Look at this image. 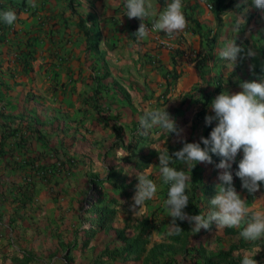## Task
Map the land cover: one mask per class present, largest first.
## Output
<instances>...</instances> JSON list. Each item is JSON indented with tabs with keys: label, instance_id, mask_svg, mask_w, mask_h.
<instances>
[{
	"label": "crops",
	"instance_id": "crops-1",
	"mask_svg": "<svg viewBox=\"0 0 264 264\" xmlns=\"http://www.w3.org/2000/svg\"><path fill=\"white\" fill-rule=\"evenodd\" d=\"M148 2L152 15L145 21L153 23L170 0ZM36 3L33 9L28 0H0V11L13 10L18 17L11 26L0 21V264H95L105 249L98 260L109 264L167 259L206 264L208 257L235 245L234 255L260 248L256 261L263 260L264 239L240 237L251 214L264 211V183L253 194L236 176L243 152L231 169L233 186L251 210L240 227L218 232L213 223L210 230L193 233L187 221L177 220L183 231L169 235L172 218L165 201L170 185L163 182L153 146L171 155L183 143L159 127L143 130L139 120L146 111L166 109L186 142L208 138L216 126L215 121L205 124V117L214 115V98L224 91L240 92L242 81L264 75V15L251 5L247 13L231 5L219 24L209 0H183L184 32L169 38L150 29L148 38L138 41L134 33L142 21L125 15L124 0ZM238 14L246 23L235 32ZM229 40L254 49L256 58L243 59L229 71L219 56ZM201 46L207 59L199 77L195 62ZM220 161L213 155L212 164L198 163L192 171L177 160L170 165L192 177L184 209L189 215L207 217L215 210L210 201L224 171L216 167ZM112 169L118 170L119 182L135 185L137 174L150 170L158 191L144 206L143 231L125 230V241L113 234L109 241L97 237L94 250H69L71 241L85 237L80 217L87 194ZM116 211L115 230L121 232L123 209ZM130 211L126 215L133 217ZM169 245L177 248L174 254Z\"/></svg>",
	"mask_w": 264,
	"mask_h": 264
},
{
	"label": "clouds",
	"instance_id": "clouds-1",
	"mask_svg": "<svg viewBox=\"0 0 264 264\" xmlns=\"http://www.w3.org/2000/svg\"><path fill=\"white\" fill-rule=\"evenodd\" d=\"M28 4L33 9L38 6L36 0H28ZM248 5L249 0H239L237 8L243 7L247 13ZM183 6V0H170L158 19L153 22L152 31L164 32L169 38L184 32L188 27V21ZM251 6L264 15V0H251ZM124 7L127 9L125 15L129 19L138 18L142 21L139 22L140 26L138 23V31L134 33L137 40L147 39L149 29L144 21L152 15L150 12L152 5L148 0H124ZM17 18L13 10L0 11V21L9 26L13 25ZM244 23H246L244 14H238L233 31L239 32L240 26ZM219 56L228 62L227 69L234 71L239 62L246 58L255 59L257 53L252 48L245 49L237 45L236 41L229 40L219 50ZM251 67L254 69L255 65ZM240 88L242 91L237 93L221 92L212 101L210 109L214 115H207L205 124L211 126L215 121L216 126L208 138L203 136L200 138L204 147L201 143L186 142L182 136L184 130L177 126L166 109L146 111L139 120L143 130L159 127L168 134L175 133L178 141L183 143L182 149L171 155L167 148L153 146L159 153V168L163 182L170 185L165 201L168 215L172 218L169 235H179L183 231L177 220L187 221L192 226L193 233H198L201 229L210 230L213 223L220 232L225 228L240 227L242 221L250 214L247 201L241 198L233 186L231 169L232 163L242 151L243 158L236 172V176L242 181V187L254 194L260 189L261 183H264V75L250 81H242ZM213 155L222 158L216 167L224 170L218 176L220 183L216 185L217 194L210 201L215 210L207 217L189 215L184 209L189 204L187 192L192 177L185 170H178L170 165L173 160H177L192 171L198 163L212 164ZM149 175L150 170L137 174L138 184L132 198L133 204L130 205L134 216L144 209L147 201L156 198L157 184ZM240 237L249 242L264 239V211L251 214V221L240 232ZM259 251L260 248H257L254 253H244L241 264H258L254 256Z\"/></svg>",
	"mask_w": 264,
	"mask_h": 264
},
{
	"label": "rangeland",
	"instance_id": "rangeland-1",
	"mask_svg": "<svg viewBox=\"0 0 264 264\" xmlns=\"http://www.w3.org/2000/svg\"><path fill=\"white\" fill-rule=\"evenodd\" d=\"M232 1H233L232 3L233 6L231 10L235 9V5L239 3V0H232ZM250 5H251V0H249L248 7ZM125 161H127L126 158L125 160H123V163ZM117 171L118 170L112 169L107 173V175H105V177L102 176V178H99L98 180L99 185H101L102 187L100 188L99 185L97 184L94 187V189H92L87 194L85 203H84L85 214H84V217H80V221H82L81 224H83V229L80 228V230H86L85 237H84V240L80 242L71 241L69 250L73 251V249H76V248L94 250L97 244H92V243H94V239L97 237L99 238L96 241H99V242L109 241L108 235L113 234L114 239L118 235V238L121 241H125L127 238L125 236V232L127 230L133 229L132 232L138 231V233H141L143 231V224L145 221V216H144L145 213L143 212V210L137 216L132 217L130 216V214L128 216L126 215L127 211H130V209H127V207L130 206L128 205V203L132 201V204H133V199L132 200L130 199V192L136 189V185L135 183H133V181L119 182L120 176L117 175ZM88 190L89 188L87 187V191ZM94 191L97 193L96 200L90 207H86V201L89 195H92ZM115 191L119 193V196H113V194H115ZM108 195L109 197H107ZM119 209H123V214H124L123 223H124L125 229H123L121 232H117L115 230V227H116L115 223L117 224L119 223L118 222L119 215H117L116 210H119ZM103 212H105V214L107 213L105 222H103L102 220V217L104 216ZM131 214H133V212ZM133 220H136L137 223L129 224ZM111 228L114 229L113 232L110 231ZM193 242H197V244H201L203 241H193ZM167 248H169L173 254L175 253V251H177V248H173L171 245H169ZM108 251L109 249H105L104 253H107ZM104 253L99 254L98 258H100L99 256L104 255ZM98 258L95 260L94 262L95 264L97 263L109 264V262H105V261L101 262V260H98ZM168 263L174 264V262L170 259H167V261L161 264H168ZM69 264H72V262H69ZM176 264H178V262H176ZM202 264H205V263H202Z\"/></svg>",
	"mask_w": 264,
	"mask_h": 264
},
{
	"label": "trees",
	"instance_id": "trees-1",
	"mask_svg": "<svg viewBox=\"0 0 264 264\" xmlns=\"http://www.w3.org/2000/svg\"><path fill=\"white\" fill-rule=\"evenodd\" d=\"M209 2L212 4V11L213 14L217 20V22L220 24L223 19V15L225 12L231 7L233 1L232 0H209ZM207 59V52L206 48L204 46H201L200 50L197 52L196 55V62L195 67L199 74V77L202 76L203 69L205 66V61ZM219 159H222L221 157H218ZM104 216L102 217L103 222H105L106 214L103 212ZM247 245V244H245ZM248 245H252V243H248ZM237 248V245L232 246L227 251L219 252L215 255H212L206 259V264H241V261L243 259V256L241 255H234L233 250ZM260 257L254 256V259H258ZM264 259L261 260L259 264H263ZM170 264V263H168Z\"/></svg>",
	"mask_w": 264,
	"mask_h": 264
},
{
	"label": "built area",
	"instance_id": "built-area-1",
	"mask_svg": "<svg viewBox=\"0 0 264 264\" xmlns=\"http://www.w3.org/2000/svg\"><path fill=\"white\" fill-rule=\"evenodd\" d=\"M209 7L212 8V5L209 4ZM140 23H139V26H140ZM144 23L149 30L152 29L153 23L151 24V23H148L146 21H144ZM96 197H97V193L95 191L92 193V195H89V197L86 201V207H90L94 203V201L96 200Z\"/></svg>",
	"mask_w": 264,
	"mask_h": 264
}]
</instances>
